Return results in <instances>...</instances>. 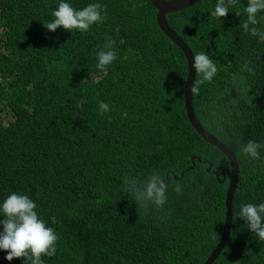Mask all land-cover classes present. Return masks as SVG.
Returning a JSON list of instances; mask_svg holds the SVG:
<instances>
[{
  "label": "trees",
  "instance_id": "1",
  "mask_svg": "<svg viewBox=\"0 0 264 264\" xmlns=\"http://www.w3.org/2000/svg\"><path fill=\"white\" fill-rule=\"evenodd\" d=\"M61 2L0 0V203L16 192L37 204L59 237L45 264H204L222 235L229 180H220L230 161L188 119L183 51L160 30L149 0H63L77 10L100 3L106 19L83 33L48 32ZM216 3L167 15L194 55L217 67L192 105L240 168L236 219L211 264H264V241L239 218L242 204L264 203V149L260 160L237 156L249 140L264 143V43L240 27L246 16L236 12L248 0L220 19L211 16ZM107 38L118 58L101 72L96 54ZM99 101L111 110L99 115ZM153 171L169 183L167 202L139 218L124 181ZM6 255L0 250V264H23Z\"/></svg>",
  "mask_w": 264,
  "mask_h": 264
},
{
  "label": "clouds",
  "instance_id": "2",
  "mask_svg": "<svg viewBox=\"0 0 264 264\" xmlns=\"http://www.w3.org/2000/svg\"><path fill=\"white\" fill-rule=\"evenodd\" d=\"M236 2L237 0H217L211 16L216 19L226 18L229 9L235 6ZM102 7L100 3H89L86 7L77 10L68 2H63L62 0L58 8L52 12L54 19L51 22H45L44 27L48 32H55L60 28L72 33L75 31L86 32L93 25L104 23L106 15L102 14ZM262 11H264V0H248L243 13L236 12L237 16L241 14L246 16V19L240 24L243 32L257 37L260 43H264V29L258 27L260 23L258 15ZM116 31L119 32V28ZM179 36L185 41L181 35ZM120 43L124 44L125 41L121 40ZM115 44L116 41L114 39L107 38L101 50L97 52L96 67L98 71H106L108 66L118 58L116 52L113 50ZM192 67L195 69L198 78L194 80L189 90L195 96L199 94L202 84L212 81L213 77L217 74V67L212 59L203 52L194 55ZM244 69L254 74L253 69L248 66V63H245ZM84 103L85 101L81 99L76 104V107L82 108ZM110 110V106L107 103L99 101V115H103ZM123 115L125 118L127 117V113ZM261 149H264V143L249 140L246 144L240 146L237 156H243L250 160H260ZM124 183L126 185V193L130 196V202L134 201L137 204L139 218L147 216L153 208L157 210L163 208L167 202L169 183L157 171H153L146 180L138 182L136 179L125 178ZM174 191L177 195L182 194L183 187L179 181L175 183ZM36 208L37 204L28 195L16 192L11 193L0 203V216L3 217L0 220V225H2V230H0V250L7 253L5 259L9 262L15 258L23 259V264H45L42 257H52L57 252L59 237L53 228L46 226L45 221L38 215ZM239 218L246 221L247 227L255 234L258 241H264V203L258 205L253 203L242 204L240 206ZM235 219L236 215L233 217V220Z\"/></svg>",
  "mask_w": 264,
  "mask_h": 264
},
{
  "label": "water",
  "instance_id": "3",
  "mask_svg": "<svg viewBox=\"0 0 264 264\" xmlns=\"http://www.w3.org/2000/svg\"><path fill=\"white\" fill-rule=\"evenodd\" d=\"M154 7L157 9V22L159 24L160 29L165 33V35L171 39L176 45H178L188 63V75L186 80L184 81L183 85L185 87L184 90V98H185V107L188 119L192 126L195 128V130L209 143H212L214 146H216L220 151H222L227 159L230 161V169H223L222 179L220 180L221 183H223L226 178H228V188L226 192V217H225V223L222 230L221 238L216 245V248L212 251L208 259L205 261L204 264H211L220 254L221 250L223 249L228 236L231 231L232 222H233V209H232V202L235 190L238 185L239 181V163L238 160L233 152L229 149V147L222 142L220 139L209 133L200 123L198 120L195 110L193 108V95L190 92V87L192 86L194 80L196 79V73L195 69L192 67L193 64V58L194 54L189 47V45L175 32L173 28H171L167 21H166V15L171 12H177L179 10H182L184 8L190 7L193 4L197 3L199 0H149ZM206 163H209V167L207 168L208 171L211 170V163L209 161H205ZM213 173L219 177L220 173L218 170H214Z\"/></svg>",
  "mask_w": 264,
  "mask_h": 264
}]
</instances>
